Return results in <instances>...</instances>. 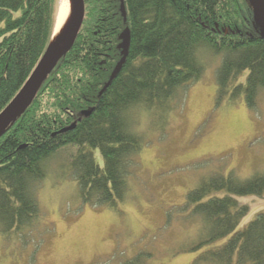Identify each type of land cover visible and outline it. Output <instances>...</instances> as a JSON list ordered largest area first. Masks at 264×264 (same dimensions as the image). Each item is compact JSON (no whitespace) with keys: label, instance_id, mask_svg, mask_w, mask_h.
<instances>
[{"label":"trees","instance_id":"16d2710c","mask_svg":"<svg viewBox=\"0 0 264 264\" xmlns=\"http://www.w3.org/2000/svg\"><path fill=\"white\" fill-rule=\"evenodd\" d=\"M123 2L125 18L120 0H84L72 47L0 135V236L17 233L40 214L36 186L47 175V160L68 144L78 147L69 167L83 202L112 208L122 202L126 176L144 144L132 128L134 108L165 122L178 88L203 74L199 51L223 53L217 103L243 98L254 106L264 88V37L249 0ZM57 9L58 0H0V112L46 52ZM125 28L128 52L109 81ZM245 70V81L237 83ZM246 196L264 197V172L240 177L230 162L216 165L187 191L186 221L199 223L188 240V250L199 251L191 264H264V210L237 230L250 211L238 200Z\"/></svg>","mask_w":264,"mask_h":264},{"label":"rangeland","instance_id":"374dc122","mask_svg":"<svg viewBox=\"0 0 264 264\" xmlns=\"http://www.w3.org/2000/svg\"><path fill=\"white\" fill-rule=\"evenodd\" d=\"M59 9L60 0L53 32ZM197 56L203 74L178 88L165 122L134 108L132 128L144 144L126 176L124 200L114 208L85 204L69 167L78 147H61L47 160V175L36 186L40 214L17 233L0 236V264L192 263L199 251H189L193 240H188L199 223L186 221L187 191L222 162H230L240 177L264 172V88L254 106L243 98L217 103L223 53L201 50ZM247 74L242 71L237 83ZM92 153L102 166L100 152ZM238 200L248 202L250 211L237 230L264 210V197Z\"/></svg>","mask_w":264,"mask_h":264},{"label":"water","instance_id":"95a60500","mask_svg":"<svg viewBox=\"0 0 264 264\" xmlns=\"http://www.w3.org/2000/svg\"><path fill=\"white\" fill-rule=\"evenodd\" d=\"M249 1L254 8L255 21L260 28L262 36L264 37V0ZM60 2L63 9H66L68 14L67 27L69 26V34L66 37L65 41L57 44V46L51 47L49 44L46 52L40 58L21 89L7 104V106L0 112V135H2L6 127L17 117H19L28 107V105L35 97L37 91L39 90L41 84L54 69L59 59L72 47L75 41L84 18V0H60ZM61 11L62 10L59 9L58 18L61 14ZM120 11L122 16L125 18L126 12L123 0H120ZM120 39L121 42L118 45V48L121 49L122 56L112 70L109 81L119 72L127 55L130 39L128 28H125L122 31V33L120 34ZM109 81L106 83L104 88L108 85ZM84 114L88 115L89 112H84ZM74 126L75 124H72L71 126L63 128L61 131L71 129Z\"/></svg>","mask_w":264,"mask_h":264},{"label":"bare ground","instance_id":"6f19581e","mask_svg":"<svg viewBox=\"0 0 264 264\" xmlns=\"http://www.w3.org/2000/svg\"><path fill=\"white\" fill-rule=\"evenodd\" d=\"M68 14L66 9H62L61 14L58 18L56 28L53 32V36L51 38L50 46L54 47L57 44L65 41L66 37L69 34V26L67 27Z\"/></svg>","mask_w":264,"mask_h":264}]
</instances>
